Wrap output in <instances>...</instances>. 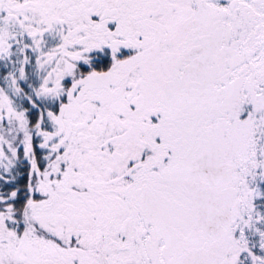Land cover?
I'll return each mask as SVG.
<instances>
[{
	"label": "snow or ice",
	"instance_id": "1",
	"mask_svg": "<svg viewBox=\"0 0 264 264\" xmlns=\"http://www.w3.org/2000/svg\"><path fill=\"white\" fill-rule=\"evenodd\" d=\"M0 264H264V0H0Z\"/></svg>",
	"mask_w": 264,
	"mask_h": 264
}]
</instances>
